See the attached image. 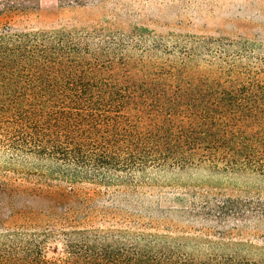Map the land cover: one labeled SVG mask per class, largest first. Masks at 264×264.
Instances as JSON below:
<instances>
[{
    "label": "trees",
    "instance_id": "1",
    "mask_svg": "<svg viewBox=\"0 0 264 264\" xmlns=\"http://www.w3.org/2000/svg\"><path fill=\"white\" fill-rule=\"evenodd\" d=\"M22 1L0 7L12 11ZM136 30L0 26V156L9 165L33 158L38 164L23 175L70 185L113 187L149 170L202 165L264 179V81L235 68L197 74L201 40L144 48V29ZM159 52L183 60L144 61ZM214 201L222 216L264 215L258 198ZM51 235L0 232V264H264L231 243L213 244L227 252L199 254L167 236L128 240L84 230L61 232L66 256L49 260L43 249Z\"/></svg>",
    "mask_w": 264,
    "mask_h": 264
},
{
    "label": "rangeland",
    "instance_id": "2",
    "mask_svg": "<svg viewBox=\"0 0 264 264\" xmlns=\"http://www.w3.org/2000/svg\"><path fill=\"white\" fill-rule=\"evenodd\" d=\"M18 5L12 11L0 7V26L16 31L105 28L125 36L144 29L148 41L140 47L160 41L169 50L196 38L201 40L192 61L197 74L209 68H235L264 81V0H82L79 4L26 0ZM150 60L183 59L159 52L144 58ZM7 161V156H0V232L22 227L28 233L50 231L43 249L49 260L66 256L61 232L81 230L128 240L167 236L180 239L186 252L199 254L227 252L213 244L231 243L240 245L243 258L264 260V215L222 216L214 201H264L263 178L202 165L149 170L113 187L70 185L23 175L22 170L38 164L33 158L13 165ZM10 168L19 173L6 171Z\"/></svg>",
    "mask_w": 264,
    "mask_h": 264
}]
</instances>
